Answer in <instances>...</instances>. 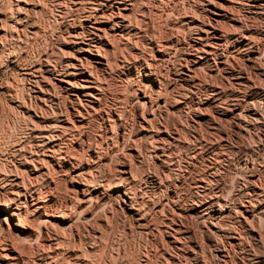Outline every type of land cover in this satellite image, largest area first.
I'll return each instance as SVG.
<instances>
[{
	"label": "bare ground",
	"instance_id": "6f19581e",
	"mask_svg": "<svg viewBox=\"0 0 264 264\" xmlns=\"http://www.w3.org/2000/svg\"><path fill=\"white\" fill-rule=\"evenodd\" d=\"M196 1L211 14L206 15L202 12L203 19L189 14L179 15L180 18L176 22L171 21L170 17L178 0H55L58 7L55 17L60 19L61 27L58 35L54 37V46L49 51H40L37 61L21 65L20 77L24 94L21 92L19 94L22 96L16 95L18 93L16 89L8 90L10 94H15L10 106L25 120L28 137L22 139L20 136L22 140H16L13 144L14 152L11 154L14 159L4 171L0 170V191L1 195L3 194L0 209L16 218L12 223L5 219L7 226H4L3 235L0 237V264H58L59 260L61 261L59 264H91L88 257L84 256V251H81L80 247H78L80 250L75 248L77 245H74V240L70 245L66 237L67 234L72 236L79 233L81 228H79L81 223L78 225L77 222L81 220L79 216L88 214L92 204L105 200L111 193L116 194V200L123 204L122 207L138 212L134 191L132 192V182L129 181L132 165L130 166L131 161L126 157V153L129 158L134 159L141 153L137 149L138 144L137 148L134 146V135L131 133L126 135L124 131L123 114L126 109L120 105V102L123 98L125 100V97L121 98L122 96L118 94L112 95L114 101H108V95L112 94L110 93V86H113L111 81L117 83L115 79L130 78L128 79L130 91L127 93L134 95L137 100L135 101L138 102L135 111L137 133H141L146 141L150 138L149 143L151 140L155 142L154 145L150 144L152 145L150 153L152 152L159 160H163L166 154L165 147L176 139V135L170 132L171 124L169 125L166 118L163 121L159 120V117L149 110L155 103V99L161 97L163 90L165 75L161 69V63L168 62L172 53L171 47L174 46L180 51V55L178 54L180 63L184 64L183 74L179 76L184 79L192 76L195 64L200 63L210 53H216L221 44L227 43L225 41L230 36L229 30L235 24L233 7L235 8L241 0ZM38 3L34 0H0V68L4 61H10L15 41L37 38L43 32L38 23L39 17H36L37 9L39 12L41 10ZM245 3L249 12L264 10V0H246ZM66 13L69 15L67 16ZM65 14L68 18L64 21ZM151 14L163 16L168 23L166 30L162 31L160 28L163 34L159 39L156 37L157 34L154 38L147 37L148 31L151 30ZM172 24H176L178 28L186 26L192 31V35L188 36L187 41L173 38L169 33ZM226 24L229 25L226 26ZM249 32L243 29L238 37V42L243 47L239 54L253 63L256 61L254 58L258 57V50L252 47L253 38L248 36ZM262 37L264 39V29ZM262 56L264 58V47ZM247 83L246 80L243 81V84ZM161 99L165 111H168V106L177 102L176 99H174L175 102L169 100L166 95ZM141 105L146 108L137 111ZM256 113L258 112H251L253 118L257 120ZM222 117L224 118V115ZM93 120L99 123L98 138L97 134L94 137H90L89 134L88 128ZM238 122L235 121L236 124ZM238 124L241 126L242 123ZM154 125L156 128H152ZM119 146L123 147L124 152H121L122 149L117 152ZM110 152L119 156L112 172L110 168L104 175L101 173L102 168L100 169L99 164L107 165ZM250 180L253 183L255 181L249 179V182ZM59 183H65L68 189V191L65 189L68 192V196L65 193L67 198H64V202L60 204L57 200V195L60 194H56ZM259 187L254 192L262 195L261 199H255L256 197L250 195L242 200L238 199L232 206H227L229 204L226 205L225 202L217 199V203L223 204L217 207L213 205L212 214L217 215L216 212L225 207L226 213L238 226L225 227L218 219L219 216H212L211 213L209 214L211 216L205 214L206 216L201 218L204 230L208 232L206 235L211 237L217 234L219 237L218 240L215 239V249L211 254L215 264H232L233 260L229 259L228 250L229 247L233 248L243 241L242 231L250 234L255 247L247 249L242 258H239L241 262L238 264H264L262 233L260 234L253 225L256 221L254 218L257 216L255 209L262 205L261 213L264 212V187ZM248 193L250 194L249 191ZM183 213L182 209L177 208L178 216ZM257 214L261 216L260 213ZM179 224H176L172 231L165 228L164 233L167 241H170L175 249L182 250L183 237L179 236L181 232ZM71 236L68 237L71 239ZM90 247L92 249V246ZM190 248L188 251L198 258L197 264H210L202 259L199 260L198 245L192 243ZM172 257L173 264H184L174 256Z\"/></svg>",
	"mask_w": 264,
	"mask_h": 264
},
{
	"label": "rangeland",
	"instance_id": "374dc122",
	"mask_svg": "<svg viewBox=\"0 0 264 264\" xmlns=\"http://www.w3.org/2000/svg\"><path fill=\"white\" fill-rule=\"evenodd\" d=\"M34 1L36 3L39 2L38 4L41 9L40 12L39 9H37L36 12V17H39L38 23L43 29V32L40 34L41 36L39 35L37 38L27 40L28 42L31 41L30 43L25 40L15 41L13 44V55L10 56V61H4L0 68V170L2 171H4V169L8 167V164L14 159V156L11 154L14 152L13 144L16 140L27 139L28 137L25 120L12 108V106H10L15 97V94H10V91L16 89L15 91L18 92L16 95L22 96V94H19L20 92L24 94L22 91L23 83L20 77L22 66L37 61L40 51H49L54 46V37L58 35V31L61 27L60 19L55 17V12L58 9L55 0ZM245 1L246 0H241L235 8L233 7L234 11L232 13L235 12L233 14L235 17V24L232 25V31L229 30L231 37L228 36L225 41L227 43L221 44L222 46H219L217 52L213 53L215 55L210 53L211 55L209 54L208 57L205 58L207 60L203 59L201 61L202 63L195 64V66H193L192 76H189V79L181 77L184 64H182V61V63H180V51L175 49L174 46L171 47L172 53L168 62L161 63L165 81L160 96L166 95L169 100L175 102L174 99H176L177 102L174 105L168 106V111H165L162 105V99L159 97L155 99V103H153L149 110H151L154 115H157L159 118L156 117L159 120L163 121V119L166 118L169 125L171 124L170 132L176 135V141H172L174 144L170 142L168 146L165 147L166 154L164 159L167 158V162L164 161V159L159 160L152 152L150 153L151 147L155 143L154 141L151 140L152 142L150 141L149 143L150 138H147L146 141L141 133H137L135 111L138 102H136L137 100L134 95H128L127 93L130 91V86H128V79L130 78L122 77V80L115 79L117 83L111 81L113 83L111 85L113 86H110V93L112 94L108 95V101L113 102V96L117 94L122 96L121 98L125 97V100L123 98L120 102V105L126 109L123 114L124 131L126 135L129 133L134 135V146L138 144V148L137 146L136 148L141 153L140 156L135 159L129 158V155L126 153V157L131 161L130 166L132 165V168L130 167L129 181L132 182V192L134 191L133 194L136 200L135 206H138V212L127 207H122L123 204L121 205V203L116 200V194L114 195V193H111L105 200L102 199L103 201L99 200L98 203L92 204L88 214H81L79 216L81 220L79 219L77 222L78 225L81 223L79 226V228L81 227L79 229L80 231H78L80 234L72 235L73 237L71 234H67L66 237L69 239L70 245L73 244L72 242L74 240V245H77L75 248L79 250L81 248V251H84V256L88 257L91 264H173V261H171L173 258L172 256L179 259L184 264H197L198 258H195V256L188 251L191 249L192 243L198 245L199 260L202 259L210 264H215V260L211 254L215 249V239L218 240L219 237L217 234H214L215 237L212 234L211 237L206 235L208 232H205L206 230H204L205 228L201 218L211 213L212 216H219L218 219L223 226H235L236 224L233 222V219L226 213L225 207H222L223 210L220 209V211L216 212L218 213L217 215L212 214L214 206L217 207L219 204H223L221 202L217 203V199L222 200L226 205L229 204L227 206H232L238 199L242 200L250 195L254 198L256 197L255 199H261L262 195L259 194V196L257 195L258 192L254 191H257L259 186V188L264 187V58L262 56L264 47V44H262L264 43L262 37L264 29V10L260 12H249ZM173 8V13L175 14L172 13L171 17L173 20L171 17L170 20L176 22L180 16L184 14L200 17V19H203V13L206 15L211 14L208 9H205L204 6H202L201 3L199 4L196 0H178ZM200 9L201 11L199 12ZM68 13H66L67 16L69 15ZM66 14L63 18L64 21L68 18L65 17ZM152 15L154 17H152ZM150 20L151 30L148 31L149 35H147L148 32L146 35L147 37L154 38V35L157 34L156 37L159 39L163 34V29L166 30L168 27L167 20L163 16L160 17L154 14H151ZM174 25H170V31L168 30L173 38L176 37L180 39V41H183V39L187 41L188 36L192 35V31L186 26L178 28L176 25L174 28ZM227 25L229 24H226V26ZM243 29L246 31L249 30L250 32L252 31V34L249 32L248 36L253 38L252 47L258 50V57L254 58L256 61L253 63L248 61L245 56L239 54V51L242 50L243 47L238 42V37ZM150 34H152V36ZM46 39L48 42L45 41ZM15 49L17 51H15ZM233 57H236V60ZM178 77H180V79ZM242 80H246L248 85L243 84ZM180 99L181 101H178ZM143 106H139L137 111L146 108ZM220 110H222L223 113L222 111L219 112ZM252 111L258 112L256 114L258 119L260 118L259 121L253 118L251 114ZM237 112L240 113H238V116ZM241 114L244 116H241ZM235 116L238 118L236 119ZM248 117L252 118L254 121ZM235 121L242 123L241 126H239V122L237 125ZM251 123L252 125H250ZM152 128H156L155 125ZM88 130H90V137H94L97 134L96 137L98 138L100 132L97 120L92 121ZM210 132L211 134H209ZM119 151L124 152L123 147L119 146L117 152ZM114 154L115 153L110 152V156H108L106 164H109L110 167L107 165H104V167L103 164H99L100 169L102 168L101 173L104 175L109 172L110 168L111 172L114 168L113 166L117 161V156H119L118 154L117 156ZM152 155L155 157L154 159ZM249 179H254V183L251 180L250 183ZM57 186L59 190L56 188V194H60L57 195V200H59L58 204H60L64 202V198H67L68 189H66L65 183H59ZM231 191L232 193H230ZM1 193L0 191V201L3 197ZM261 206L262 205L255 209L257 216L254 218L256 221L253 222V225L260 234L262 233L261 235L264 242V212L261 213V209H263ZM177 208L182 209L184 213L178 216V214H176ZM169 210L171 211L169 212ZM187 211L191 213V215L187 213ZM257 213H260L261 216ZM138 216H141L142 219L140 217L138 218ZM258 216L259 218H257ZM5 219H8L9 223L16 220L15 217L13 218V216L6 214L0 209V237L3 235L4 226H7ZM141 221L143 224L140 223ZM175 222H177L176 224L180 223L181 232H179V236L183 237V239L180 237L183 246L182 250L175 249L170 241H167V237L164 233L165 228L172 231L173 227L176 225ZM11 232L12 234L14 233L13 229ZM68 236H71L72 241H70L71 239ZM242 238V242L236 244L233 248L229 247V259L231 261L233 260L231 262L232 264L241 262L239 258H242L245 251L255 247L249 233L242 231ZM75 242L77 243L75 244ZM90 246H92V249ZM60 262L59 260L57 263L59 264Z\"/></svg>",
	"mask_w": 264,
	"mask_h": 264
}]
</instances>
